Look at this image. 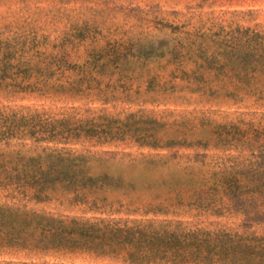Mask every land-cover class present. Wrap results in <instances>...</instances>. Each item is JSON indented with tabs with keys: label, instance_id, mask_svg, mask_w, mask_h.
Returning a JSON list of instances; mask_svg holds the SVG:
<instances>
[{
	"label": "trees",
	"instance_id": "16d2710c",
	"mask_svg": "<svg viewBox=\"0 0 264 264\" xmlns=\"http://www.w3.org/2000/svg\"><path fill=\"white\" fill-rule=\"evenodd\" d=\"M255 13L164 23L162 40L84 37L81 26L51 39L0 21V194L16 200L0 203V264H264V113L104 108L158 78L154 62L165 83L202 102L263 108ZM238 15L248 23L232 22ZM48 98L85 108L57 117L15 105ZM55 200L75 215L27 206Z\"/></svg>",
	"mask_w": 264,
	"mask_h": 264
},
{
	"label": "rangeland",
	"instance_id": "374dc122",
	"mask_svg": "<svg viewBox=\"0 0 264 264\" xmlns=\"http://www.w3.org/2000/svg\"><path fill=\"white\" fill-rule=\"evenodd\" d=\"M254 10L253 23L264 24V0H0V21L3 26L17 35L37 32L40 36L78 37L79 26L84 27V37H113V39L148 38L162 40V24L176 25L185 21L209 26L214 17L224 16L231 11ZM228 16V15H226ZM227 18V17H226ZM230 20V19H229ZM249 19L238 15L232 22L247 24ZM149 69L156 73L147 87L134 84L130 97L113 106L104 107L110 114L124 115L138 110L160 112H191L210 109L218 119L235 112L264 113L246 104L228 108L202 102L197 95L180 91L173 84L165 83L162 78V63L154 62ZM250 103V102H249ZM6 104V103H3ZM85 103L73 104L58 98L17 101L15 105L35 106L60 117L70 112L71 107H84ZM99 108V105H88ZM85 108V107H84ZM16 203L5 194H0V203ZM22 203V202H21ZM28 208L54 215H75L66 201L55 200L49 203H28ZM203 225L208 221L198 220ZM24 264H120L108 260L65 257L60 259L38 258L27 260L20 257Z\"/></svg>",
	"mask_w": 264,
	"mask_h": 264
}]
</instances>
